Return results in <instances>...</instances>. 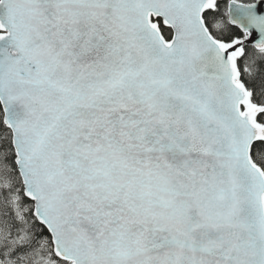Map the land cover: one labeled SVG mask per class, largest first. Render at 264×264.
Wrapping results in <instances>:
<instances>
[{
	"label": "snow or ice",
	"instance_id": "snow-or-ice-1",
	"mask_svg": "<svg viewBox=\"0 0 264 264\" xmlns=\"http://www.w3.org/2000/svg\"><path fill=\"white\" fill-rule=\"evenodd\" d=\"M0 264H264V0H0Z\"/></svg>",
	"mask_w": 264,
	"mask_h": 264
}]
</instances>
